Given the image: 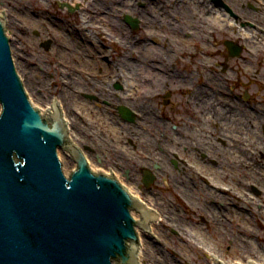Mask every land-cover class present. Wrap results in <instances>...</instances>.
<instances>
[{"label":"flooded vegetation","instance_id":"af4514ba","mask_svg":"<svg viewBox=\"0 0 264 264\" xmlns=\"http://www.w3.org/2000/svg\"><path fill=\"white\" fill-rule=\"evenodd\" d=\"M53 1L57 2L58 7L56 13L59 15L54 16L56 21L62 20L60 12H65L68 17L75 16L77 13L82 14V25H77L76 21L71 20L64 22L73 23L76 34L71 33L74 36H81L83 48L78 42L76 45L73 44L70 37H65V45L61 43L62 41L55 44L51 39L41 44V47L47 51L53 45L58 50L55 62L61 67L59 72L62 76L70 77L63 93L70 87V80L79 76L87 84V88L84 90L81 85L72 83V87L77 86L81 88V91L73 88L72 94L68 96L69 99L83 94V97L94 100L96 103L101 102L107 108L117 109L119 115L130 122L137 118L147 123L148 113L144 115L141 111L129 106V102L141 105L146 111L147 108L150 111L154 109L153 104L158 101H161V104L159 105L158 102L155 105L156 108H165L170 100L174 108L181 105L182 99L183 105L191 104L185 107L184 117H192V114L195 121L192 125H188L185 119L177 118L171 113L156 115L151 111L160 122V126L163 121L179 120L182 124L181 132L175 137H167L164 142L161 141V137L154 140V143L161 147L160 155L165 153L168 156V162L171 161L176 168L179 165L182 166L197 177L200 199L197 209L208 215L207 218L201 214L200 219L211 227L214 233L226 232L219 219L223 216V211L227 215H232L228 218L231 223L236 216L241 217L251 212L253 205L257 206L258 201L264 196V0H255L254 3L252 0H195V8L197 6L199 9L195 19H192L202 25L200 27L195 24L197 27L195 30L187 26L189 25L188 16L183 12L182 15L174 16L172 19L159 11H154V14L153 7L161 1L147 0L143 7L140 6L139 0ZM127 1L133 4V9L124 7ZM204 7L205 13H203ZM167 11L171 12L170 9ZM222 13L226 15L218 19ZM142 14H146V17ZM205 14L211 23L204 30L201 19ZM98 16L109 17L112 20L97 25V20H92V17ZM89 17L91 18L88 20ZM165 17L168 21L173 20L172 22L178 24L176 32L169 31L168 22L159 24L163 20L165 22ZM141 28L145 36H141ZM29 29L27 25H23L24 31ZM246 29L253 30V33L245 32ZM67 33L70 31L67 30ZM245 33L250 34V37L244 36ZM186 38L196 40L197 53L188 55L184 46ZM171 40L175 41L179 50L184 51L182 54L177 53V60L172 64L169 61L168 51ZM25 44L28 48L34 49L32 43ZM140 44L159 48L160 52H156V56L160 58L158 63L160 66L170 65L176 71L184 73L186 77L194 70L192 84L195 89L201 90L195 101L194 97L190 101V93L175 92L173 88L168 87V84L162 88L151 86L143 90L141 92L143 99H126L130 92L126 90V83L120 76L121 69L125 65L124 57L129 58L131 63L141 61ZM73 50L82 51L89 59L97 61L94 69L98 71L81 64V66L75 65L74 60L69 57ZM61 51L66 52L65 56L61 55ZM188 56L194 57L195 61H186ZM203 56H206L208 60H203ZM190 65L192 67L189 68ZM38 67L41 71H46L39 64ZM157 70L162 69L158 67ZM93 83L97 87L92 88ZM78 100L80 105L88 107L82 102L83 100ZM59 101L62 104L61 100ZM77 110L73 111L74 123L70 122L69 129L74 124V127H77L75 119H79L82 123L89 117L82 116L81 109ZM124 110L129 111L131 117H127ZM150 124L154 129L160 128L152 122ZM72 131L71 127L70 133ZM168 142L173 145L166 150L165 143L169 144ZM173 146H178L180 150L171 149ZM82 148L89 150L90 146L83 144ZM190 156L194 157V160ZM149 160L161 171L171 173L168 171V166L166 167L159 160L151 157ZM129 165L134 164L129 163ZM111 172L117 175L114 170ZM147 174L154 178L149 185ZM155 181L154 175L149 170L143 169L145 186L150 188ZM205 196L207 199L204 200ZM144 202L150 205L147 201ZM237 202H243V207L237 205ZM258 207L263 209L264 205H258ZM225 235L229 236V232Z\"/></svg>","mask_w":264,"mask_h":264},{"label":"water","instance_id":"95a60500","mask_svg":"<svg viewBox=\"0 0 264 264\" xmlns=\"http://www.w3.org/2000/svg\"><path fill=\"white\" fill-rule=\"evenodd\" d=\"M1 14L0 264H140L138 229L153 235L158 213L115 175L91 169L59 100L44 113L33 105ZM59 150L76 162L69 175Z\"/></svg>","mask_w":264,"mask_h":264},{"label":"rangeland","instance_id":"374dc122","mask_svg":"<svg viewBox=\"0 0 264 264\" xmlns=\"http://www.w3.org/2000/svg\"><path fill=\"white\" fill-rule=\"evenodd\" d=\"M254 2L255 0H252V3ZM146 3L147 0H139L141 7L145 6ZM56 4L57 2L53 0H0V12L4 13V16L8 20V35L14 38L23 50L21 54L24 62L32 67L35 72L42 74L38 76L40 79L36 82V85L34 84L33 88H26L30 99L33 98L36 103L38 102V107L41 110L48 106L51 97L54 100H61L64 116L65 118L66 115L68 116L66 120L69 124L74 120L73 115L75 113L73 111L79 110L80 101L78 99L83 100L82 102L86 103L88 107H84L80 112L82 116H89L88 133L94 132L100 136L103 134L105 142L101 147L94 146L92 141L83 135L82 137H74L73 141L79 147H83V144L90 146L89 150L84 149L83 152L87 159L90 160L91 166H98V169H101L102 172L114 170L121 177L120 179L123 180L121 182L130 191H133L139 198L147 201L151 206H156L155 208L158 209L161 217L152 229L153 235L144 233L143 237H141L140 263L216 264L214 258L218 256L225 263L228 262V264H237L239 262L246 264L250 260L258 264H264V208L258 207V205H264V196L258 201L257 206L253 205L251 212L245 213V217L236 216L233 223H231V220L228 221V218H231L232 215H227L223 211V216L219 217V219L226 232L220 233L217 231L214 233L211 227H208L200 219L201 214L207 218L208 215L206 212L197 209L200 203L197 177L182 166L179 165L176 168L171 161L168 162L167 159H163L160 155L162 151L161 147L154 143V140L157 138L161 137V141L164 142L165 138L175 137L180 133L182 124L179 123V120L175 122L163 121L159 129H154L150 122L143 123L145 121L141 119L136 118L132 122L127 121L119 115L117 109L107 108L101 102L96 103L94 100L83 97V94L71 99L63 97L65 84L67 81L69 82L70 77L62 76L59 72L61 71V67L55 62V57L58 53L57 48L53 45L47 51L41 47V44L51 39L55 44L58 41H62L61 43L65 45V37H70L73 44L76 45L78 42L79 46L83 48L81 36L75 35L77 36L75 37L72 34L73 32L75 33L73 23L64 22L71 20L76 21L77 25H82V14L77 13L75 16L68 17L65 12H60L62 20L61 22L56 21V17L54 16L59 15L56 13L58 10ZM142 15L146 17V14ZM23 25H27L30 28L29 31H24ZM67 30L70 33H67ZM140 34L141 36H145L142 28ZM26 42L32 43L34 49L28 48L25 44ZM195 42V39L191 40L190 38L184 40V46L188 55L197 53ZM65 53L61 51L62 56H65ZM69 57L74 60L77 66L84 65L87 68L98 71L94 69L97 61H92L82 51L73 50L72 54H69ZM202 59L208 60L206 56H203ZM186 61L191 62L195 60L194 57L188 56ZM38 64L46 69V71H41ZM17 71L23 79L20 70ZM160 102L159 105L161 104ZM156 104H153L154 109H151L156 115L171 113L177 116V118L185 119L188 125H192L193 122L195 123L192 114V117H184L185 107L191 104L183 105V99L181 105L176 107L177 109L174 108L171 100L165 105V108H156ZM129 106L139 110V112L141 111L144 115L147 113L146 109L141 105L129 102ZM114 117L130 126H136L138 123H141L140 127H138L141 136L137 137V135L131 134L126 137L123 135V132L118 131L115 128L116 126L111 121H108L114 119ZM101 124H105L108 128L102 130ZM171 145L173 144L165 143L166 150ZM171 149L180 150L178 146H173ZM122 150L128 152V160L134 165L122 162L120 154ZM150 157L159 160L166 167L168 166V171L171 173L167 174L161 171L160 168H156V165L149 160ZM191 159L194 160V157H191ZM62 162L64 165L63 160ZM143 169L149 170L156 178L155 183L150 188H147L143 183ZM205 199H207L206 196L204 197ZM237 203V205L243 207V202ZM219 208L223 209L221 206ZM227 232H229V236L225 235ZM249 237L250 239H248ZM238 238L246 239L248 243H238ZM148 243H153L156 248L150 251Z\"/></svg>","mask_w":264,"mask_h":264},{"label":"bare ground","instance_id":"6f19581e","mask_svg":"<svg viewBox=\"0 0 264 264\" xmlns=\"http://www.w3.org/2000/svg\"><path fill=\"white\" fill-rule=\"evenodd\" d=\"M132 5L133 4H130L128 1L124 3V7L128 8V9H133ZM195 5H196L195 0H161V3H159L153 7V9H154L153 12L159 11L162 14H166L169 19L170 18L172 19L174 16L176 17L177 15H182V12H183V14L188 16L187 17V20H188L187 23L189 25H187V26L192 28L193 30H195L197 28V27H195V24L202 27V25L200 23H196L192 19V18L195 19L196 12L199 9L197 6L195 8ZM166 9L167 10L170 9L171 12L167 11ZM205 11H206V8L204 7L203 13H205ZM154 14H155V12H154ZM223 15L225 16L226 14L222 13V15L220 17H218V19H220ZM85 18L86 17H84V19ZM90 18L91 17H89L88 20ZM198 18L201 19V17H198ZM92 20H97L96 24L100 25V24L104 23V21L105 22L107 20L111 21L112 19L109 17L98 16L97 18L92 17ZM201 20H203V29L205 30L206 26L208 24H210L211 21H210V19H208L206 17V14L204 15V17H202ZM172 21L173 20H171V22L168 21V19L165 17V22L163 20L162 23H159V24L162 25L163 23L168 22L169 23V31L170 32H176L179 26H178V24H175ZM192 21L194 22L193 24H192ZM222 22H223V20H222ZM221 25H223V24L221 23ZM246 31L253 33V30H250V29H246L245 32ZM244 36L250 37V34L245 33ZM11 48H12L13 58H14V62H15L17 70H20V74L23 75V79L26 77L24 79L25 80V83H24L25 87L26 88H28V87L33 88L34 84L36 85V82H38L40 79L38 76H40L42 74H38L37 72H35V70L32 67H30L26 62H24L23 56L21 54V53H23V50H22L21 46H19V43H17L14 38L11 39ZM139 49L141 51L142 59H141V61L136 62L138 64L131 63L129 58L124 57L125 59H124L123 63H125V65L121 69L120 76H122V78L124 79V83H126V90H128L130 92L126 99H129V100L134 99V98L143 99L142 98L143 96L141 93V92H143V90L149 89L151 86L152 87L156 86L157 88H162L165 84H168V87L173 88V90L175 92L186 91L187 93H190V95H191L190 101L192 100L193 97H194V101H195L197 94L201 93V90L199 91L198 89H195V86L192 84V81H193L192 79L194 77V70H192V72H189L187 74L188 76L186 77L184 75V73H182L181 71H176L174 68H171L170 65H167V66L166 65H163V66L158 65L160 58L156 56V52H158V51L160 52L159 48L154 47V46L149 45V44H146V45L140 44ZM168 51L170 53V60L169 61H171V64L173 62H176L177 53L182 54V52H184L183 50H179V48H177L175 45V41H172V40L169 43ZM156 59L158 61H156ZM158 67L161 68L162 70L161 71L157 70ZM81 79H82L81 77L76 76L70 80V83H69L70 87L68 86L69 88L68 89L66 88L64 96H63L64 98H69L68 93L70 92L69 93V96H70V94H72L71 91L73 88H77L78 90L81 89L77 86L72 87L71 86L72 83L81 85L82 89L86 90L87 84L84 83ZM82 82H83V85L81 84ZM91 87L92 88L97 87V85L93 83V84H91ZM53 100H54V98L51 97V99L49 100L48 106L45 107V109H42L43 110L42 112H47L49 110V108L51 106L50 105L51 102H54ZM31 102L34 104L35 107H38V104H37L38 102L36 103L33 98L31 99ZM83 107H84V105L81 104L79 109L83 110ZM0 111H1V106H0ZM147 113H148V116L146 117L147 121L152 122V124L157 126V127L160 126V122L157 120L155 114L149 110V108H147ZM67 117L68 116L66 115L65 119H67ZM88 119H89V117H87V119H84V121H82V123H81V121H79V119L78 120L75 119V123H76L77 127H74L75 124H74V126H72V129L74 130V132L72 131V133H70V137L73 139L74 137H82V135L84 136L86 134V137H89V139L92 141V144L94 146L101 147V145L104 144V142H105V138L103 137V134L100 136L99 134L94 133V132L88 133V131H89ZM108 121L109 122L111 121L113 123V125L116 126L115 128L118 129V131L123 132V135H125L126 137L131 135V134L137 135V137L141 136V134L138 130V127H140L141 123H138V125H136V126H130V125H127L125 123H122L120 120H118L115 117H114V119L108 120ZM144 123H146V122H144ZM107 128H108V126H106L105 124H101L102 130H105ZM59 154H60L59 156L61 157V159L64 161L65 173H66V175H69L70 170L76 168V162L73 160L71 155H69L65 152L63 153L62 150H59ZM120 154L122 156L121 157L122 162H124L126 164L127 163L132 164L128 160V157H127L128 152H124L122 150L120 152ZM162 157L164 159H168V156L165 153L162 155ZM135 163H138V162H135ZM89 164H90V162H89ZM90 166H91V164H90ZM91 168L98 169V166L96 167V166L92 165ZM105 172L107 174H111V172H109V171H105ZM116 176L119 179L121 178L118 174ZM122 182H123V180H122ZM131 192L133 193V191H131ZM133 194L136 195L135 193H133ZM245 194L247 195L246 192H245ZM137 197L139 198V196H137ZM155 225L156 224L152 223V229L154 228ZM138 231H139V235H140V239H141V237H143L144 232L142 231V233H141L140 229H138ZM248 239H250V237ZM248 241H251V240H248ZM237 242L242 243V244L248 243L246 241V239H242V238H238ZM148 246L150 247V251L154 250V248H156V246L153 243H148ZM140 253H139V257L141 256ZM252 261L253 260H250L246 264H250ZM253 262L255 264H258L255 261H253ZM225 264H228V262Z\"/></svg>","mask_w":264,"mask_h":264}]
</instances>
